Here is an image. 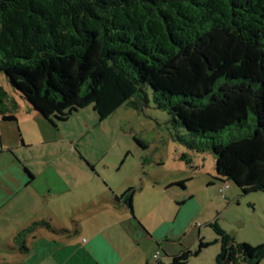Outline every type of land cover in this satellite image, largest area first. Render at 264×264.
<instances>
[{
  "label": "trees",
  "instance_id": "obj_1",
  "mask_svg": "<svg viewBox=\"0 0 264 264\" xmlns=\"http://www.w3.org/2000/svg\"><path fill=\"white\" fill-rule=\"evenodd\" d=\"M0 72L54 126L89 105L101 120L124 103L142 109L151 91L176 124L211 138L217 178L264 191V0H0ZM17 109L0 86L2 117L16 119ZM246 124L247 133L218 139ZM134 191L116 199L132 208ZM209 225L222 240L218 263L264 259V242L235 247ZM40 227L69 233L36 220L13 248L28 251ZM207 245L200 239L195 253ZM191 253L157 264H187Z\"/></svg>",
  "mask_w": 264,
  "mask_h": 264
},
{
  "label": "rangeland",
  "instance_id": "obj_2",
  "mask_svg": "<svg viewBox=\"0 0 264 264\" xmlns=\"http://www.w3.org/2000/svg\"><path fill=\"white\" fill-rule=\"evenodd\" d=\"M0 86L22 105L18 117L25 129L34 130L32 137L41 139L44 136H40L41 132L47 131V136L54 140L49 147H40L42 152L52 154L54 163L77 169L82 156L86 164L94 165L101 173V180L104 178L97 188L104 189L109 184H120V188L136 187L135 219H139L137 214L143 213L155 228L164 215L171 217L176 212L175 199L185 197V221L189 213H198L194 224L181 236H174L169 230L168 253L190 249L192 253L187 264H220L217 256L222 251V240L215 228L209 225L214 221L234 239L235 247L242 242L252 245L264 242V191L245 193L232 180L217 178L215 154L207 142L211 138L192 135L176 124L168 111L156 106L151 91L149 104L142 109L129 102L124 103L101 120L89 105L72 113L57 129L48 121L26 113V99L3 72H0ZM247 132V124L244 127L232 125L222 131L218 139L226 142ZM136 139L143 141L145 146ZM96 180L99 177L90 179L87 190L85 182L83 185V193L89 196L90 203L91 199L96 202L99 198L93 196L100 193V189L92 185ZM180 180L184 181V186ZM226 181L228 187H225ZM72 208L73 214L74 209L80 207L74 204ZM200 239L209 245L195 253ZM136 246L128 255L129 264H156V254L165 263L171 261V256L165 254L166 250L150 239ZM223 264L227 262L223 261ZM231 264L248 263L238 253L237 260ZM260 264H264V259Z\"/></svg>",
  "mask_w": 264,
  "mask_h": 264
},
{
  "label": "crops",
  "instance_id": "obj_3",
  "mask_svg": "<svg viewBox=\"0 0 264 264\" xmlns=\"http://www.w3.org/2000/svg\"><path fill=\"white\" fill-rule=\"evenodd\" d=\"M17 103L18 109L11 112L16 119L6 120L0 114V264H129L133 247L145 239L162 246L166 256L173 254L168 253L169 230L174 236H181L194 224L198 213H189L185 221V197L175 199L176 212L171 217L164 215L155 228L143 213H136L139 219H135L133 206L116 199L134 186L120 188V184H109L104 189L97 188L104 178L101 180V173L94 165L86 164L82 156L77 169L54 163L52 154L40 150L54 140L47 131L41 132V139L32 137L34 130L21 124L18 113L22 105ZM24 103L26 113L48 121L53 128L58 129L60 123L68 120L54 126L30 103ZM98 177L92 185L100 189L99 194L93 195L99 198L90 203L83 185L85 182L87 190L90 179ZM134 188L132 204L137 190ZM74 204L80 208L72 214ZM41 219L48 220L54 229H68L69 233L40 227L28 237V251L13 248L17 233ZM158 260L163 261L159 256L156 264Z\"/></svg>",
  "mask_w": 264,
  "mask_h": 264
},
{
  "label": "built area",
  "instance_id": "obj_4",
  "mask_svg": "<svg viewBox=\"0 0 264 264\" xmlns=\"http://www.w3.org/2000/svg\"><path fill=\"white\" fill-rule=\"evenodd\" d=\"M229 184L227 183L225 187H228ZM156 258H158V254L155 255Z\"/></svg>",
  "mask_w": 264,
  "mask_h": 264
},
{
  "label": "water",
  "instance_id": "obj_5",
  "mask_svg": "<svg viewBox=\"0 0 264 264\" xmlns=\"http://www.w3.org/2000/svg\"><path fill=\"white\" fill-rule=\"evenodd\" d=\"M227 262V264H231V262L230 261H226Z\"/></svg>",
  "mask_w": 264,
  "mask_h": 264
}]
</instances>
